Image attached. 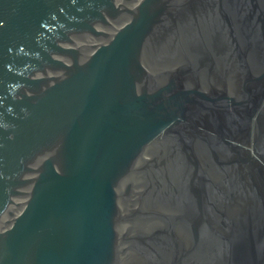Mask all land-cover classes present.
<instances>
[{
  "label": "water",
  "instance_id": "95a60500",
  "mask_svg": "<svg viewBox=\"0 0 264 264\" xmlns=\"http://www.w3.org/2000/svg\"><path fill=\"white\" fill-rule=\"evenodd\" d=\"M0 264H264V0H0Z\"/></svg>",
  "mask_w": 264,
  "mask_h": 264
}]
</instances>
